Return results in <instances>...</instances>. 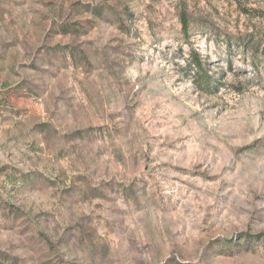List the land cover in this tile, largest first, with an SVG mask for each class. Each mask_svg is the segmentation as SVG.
<instances>
[{"label": "rangeland", "instance_id": "374dc122", "mask_svg": "<svg viewBox=\"0 0 264 264\" xmlns=\"http://www.w3.org/2000/svg\"><path fill=\"white\" fill-rule=\"evenodd\" d=\"M0 264H264V0H0Z\"/></svg>", "mask_w": 264, "mask_h": 264}, {"label": "trees", "instance_id": "16d2710c", "mask_svg": "<svg viewBox=\"0 0 264 264\" xmlns=\"http://www.w3.org/2000/svg\"><path fill=\"white\" fill-rule=\"evenodd\" d=\"M182 22H183V27L184 29H188L189 27V21L188 18L185 14L182 15ZM193 64L194 66L197 68L198 72H197V78H201L202 81L206 80L207 74L205 72H203L202 70V62L199 58V55H195L193 58Z\"/></svg>", "mask_w": 264, "mask_h": 264}]
</instances>
